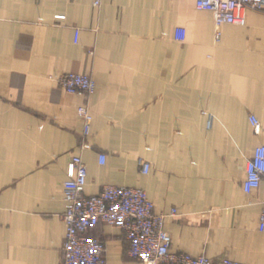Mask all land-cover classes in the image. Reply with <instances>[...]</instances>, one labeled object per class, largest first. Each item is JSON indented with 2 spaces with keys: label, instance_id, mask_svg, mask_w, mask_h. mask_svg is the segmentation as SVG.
<instances>
[{
  "label": "crops",
  "instance_id": "0c3cea01",
  "mask_svg": "<svg viewBox=\"0 0 264 264\" xmlns=\"http://www.w3.org/2000/svg\"><path fill=\"white\" fill-rule=\"evenodd\" d=\"M94 2L0 0V264H61L72 155L87 166V195L145 190L172 251L264 264L263 188H242L264 144V12L216 27L195 0ZM65 73L88 74L94 91L66 93L55 80ZM89 233L107 264H140L122 229Z\"/></svg>",
  "mask_w": 264,
  "mask_h": 264
},
{
  "label": "built area",
  "instance_id": "2783aa9c",
  "mask_svg": "<svg viewBox=\"0 0 264 264\" xmlns=\"http://www.w3.org/2000/svg\"><path fill=\"white\" fill-rule=\"evenodd\" d=\"M95 0L94 5H98ZM196 8L208 11L216 27L222 24L244 25V11L247 9L264 12V0H195ZM185 30L177 28L175 40L183 41ZM58 86L66 93L85 96L94 91L93 79L85 73H65L55 78ZM82 122L83 135L91 131L92 114L87 104L77 110ZM255 134L260 131V122L249 117ZM210 125V120L208 126ZM105 156H99L103 164ZM140 172L150 171V163L140 159ZM246 177L242 183L246 194L263 188L260 230L264 233V144L254 147L245 164ZM88 169L80 155H72L67 166V179L62 183L64 212L61 218L65 225L61 264H107L105 246L90 235L100 222L124 231L128 240L129 256L140 264H246L232 259L213 260L206 255L192 256L185 252L171 250V236L164 229L166 214L154 213V204L145 190L135 187L104 185L98 195H87ZM177 213L171 210V215Z\"/></svg>",
  "mask_w": 264,
  "mask_h": 264
}]
</instances>
